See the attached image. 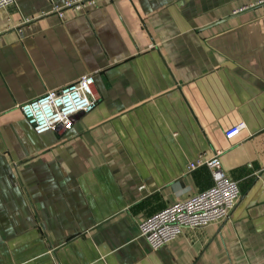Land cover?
Here are the masks:
<instances>
[{
	"label": "crops",
	"instance_id": "0c3cea01",
	"mask_svg": "<svg viewBox=\"0 0 264 264\" xmlns=\"http://www.w3.org/2000/svg\"><path fill=\"white\" fill-rule=\"evenodd\" d=\"M95 2L0 9V264H264V4ZM84 74L94 108L34 132L20 105ZM215 154L229 216L151 249L138 222L210 187L190 164Z\"/></svg>",
	"mask_w": 264,
	"mask_h": 264
},
{
	"label": "built area",
	"instance_id": "2783aa9c",
	"mask_svg": "<svg viewBox=\"0 0 264 264\" xmlns=\"http://www.w3.org/2000/svg\"><path fill=\"white\" fill-rule=\"evenodd\" d=\"M95 1L62 0L60 5H53L52 11L62 16L66 8L81 10L88 5H94ZM14 4L15 0H0V9ZM260 4H264V0H249L245 8ZM17 32L21 34V28H17ZM93 83L92 74L81 75L58 89L46 91L22 103L20 111L33 131L38 134L56 127L70 130L75 114L87 113L96 105ZM241 128V124L234 125L225 131V135L232 137ZM199 165H205L210 170L213 178L210 187L178 199L138 222L139 235L151 249H158L177 239L185 228L203 227L222 221L235 207L240 198V187L223 170L219 155L211 157L199 155L190 167L195 168Z\"/></svg>",
	"mask_w": 264,
	"mask_h": 264
}]
</instances>
